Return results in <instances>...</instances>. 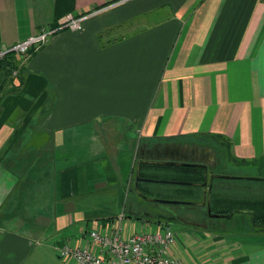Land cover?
I'll list each match as a JSON object with an SVG mask.
<instances>
[{"label": "crops", "instance_id": "1", "mask_svg": "<svg viewBox=\"0 0 264 264\" xmlns=\"http://www.w3.org/2000/svg\"><path fill=\"white\" fill-rule=\"evenodd\" d=\"M69 13H86L78 29L16 54L17 74L0 67V264H79L59 246L91 248L89 231L122 213L123 237L156 230L132 190L141 153H219L221 141L222 166L264 162V0H0V49ZM156 164L152 178L171 174ZM188 185L195 196L182 199L202 200ZM187 210L191 221L172 219L186 228L173 230L171 255L264 264V227L249 210L222 221Z\"/></svg>", "mask_w": 264, "mask_h": 264}, {"label": "built area", "instance_id": "2", "mask_svg": "<svg viewBox=\"0 0 264 264\" xmlns=\"http://www.w3.org/2000/svg\"><path fill=\"white\" fill-rule=\"evenodd\" d=\"M85 17L86 13H69L58 25L44 28L7 50L0 49V58L8 53L26 54L31 48L45 43L58 30L78 29ZM13 72L17 74L16 70ZM124 219L125 215L122 213L111 225L90 230L87 237L91 241V248L73 247L68 242L62 244L58 250L60 257L73 259L79 264H187L170 254L176 238L169 222L159 221L154 231L137 232L123 237Z\"/></svg>", "mask_w": 264, "mask_h": 264}, {"label": "trees", "instance_id": "3", "mask_svg": "<svg viewBox=\"0 0 264 264\" xmlns=\"http://www.w3.org/2000/svg\"><path fill=\"white\" fill-rule=\"evenodd\" d=\"M84 14V13H83ZM34 48H31L29 52L33 51ZM14 53H8L3 58H0V67H3L8 74H12V72L17 69V61L15 59ZM150 163H141L139 168V174L140 176L144 177H152L151 174L146 171V168L149 167ZM156 167H165L169 168L170 175L167 176V178L164 179H170V180H184V181H195V182H202L205 180V171L199 167V166H181V165H165V164H156ZM258 180H264V177H261V179ZM221 181L218 179H215L214 186L211 191V210L213 213H224L229 214L231 211H240V210H249L250 213H252V221L254 225L258 227H264V199H258L257 197H250V196H242V195H229L226 194L224 191L227 189L225 188H219L216 187V184ZM148 181H140L139 182V189L143 191L148 196H151L149 193L150 188L146 185L148 184ZM163 186H172L175 187L174 192L171 191V189L163 188L159 192V195L152 196V197H159L163 195L171 196L169 198H175L177 196V199H182L185 195H188L189 197H194L195 191L190 189H181L180 187H183V184H169V183H162ZM195 188L194 185H188V187ZM177 187V188H176ZM201 187V186H199ZM233 187H229V189H232ZM236 189V188H235ZM134 190L138 196V192L134 188ZM173 190V189H172ZM158 192V191H157ZM187 197V198H189ZM143 198V197H142ZM176 199V198H175ZM188 200H197V199H188ZM192 207L196 209H202L207 211V205L205 206H187ZM233 212V213H234ZM208 215V213H207ZM160 219L159 221H166L169 222V220L175 219L174 216H163L161 214L157 215ZM158 221V222H159Z\"/></svg>", "mask_w": 264, "mask_h": 264}, {"label": "water", "instance_id": "4", "mask_svg": "<svg viewBox=\"0 0 264 264\" xmlns=\"http://www.w3.org/2000/svg\"><path fill=\"white\" fill-rule=\"evenodd\" d=\"M181 147L175 146L171 148L170 146H164L162 148H156L154 152L150 155H142L138 161V169H137V176L135 182V189L138 194L148 201H152L167 211H172L175 208V205L181 204L185 207L187 206H205L207 205V212L208 216L212 217H221V216H230L233 214L234 211H231L229 214H222V213H213L211 210V191H212V183L215 177H222V178H247V179H261V177H238V176H229L225 174H213L211 176L210 184L208 185L207 180L205 179L202 182H195V181H184V180H170V179H160V178H152V177H144L140 176L139 168L141 163H160V164H167V165H181V166H199L207 168V162L201 159H193L188 160L185 155H180ZM195 150V149H194ZM193 150V151H194ZM198 151V150H196ZM179 152V154H178ZM140 181H149V182H163V183H176V184H189V185H198L203 187V197L202 200H188V199H175V198H162V197H152L148 196L143 191L139 189V182ZM137 215L139 216H153V213L147 209H143V211L139 212Z\"/></svg>", "mask_w": 264, "mask_h": 264}, {"label": "rangeland", "instance_id": "5", "mask_svg": "<svg viewBox=\"0 0 264 264\" xmlns=\"http://www.w3.org/2000/svg\"><path fill=\"white\" fill-rule=\"evenodd\" d=\"M217 145V149L219 150V153L224 156L225 153H227V146L225 142H221L218 141L217 143H215ZM234 163V162H233ZM223 174L225 175H229V176H238V177H264V162L262 164H260L257 167H243V166H238L236 164H232V162L228 165H224L221 166L219 169ZM246 181L248 180L247 178H243V179H233V178H224L223 179V183L227 185V189L224 191L226 194L229 195H248L251 197H257L258 199H264V181L262 180H251V184H253L254 186L252 188H250V186H243L242 184L244 183H239L241 181ZM229 185V186H228ZM163 188H168V189H173L172 186H162ZM229 187H233L232 189H229ZM242 187H248V191H242L241 188ZM236 188V189H235ZM134 192V191H133ZM165 198V197H162ZM144 204L154 207V208H158L160 207L159 204H156L152 201H148V200H144L143 202ZM176 208H178L179 210L182 209H189L190 207H185L181 204H177L175 205ZM191 211L193 212V210H196L194 208H190ZM227 218L224 217H219L216 218L217 221H222V220H226ZM138 225H141V223L138 221L137 222ZM156 224H154L155 226ZM169 225L171 227L172 230L174 231H182L186 228V226H184L183 224H179V222H176L174 220H169ZM140 227V226H139ZM185 227V228H184Z\"/></svg>", "mask_w": 264, "mask_h": 264}, {"label": "flooded vegetation", "instance_id": "6", "mask_svg": "<svg viewBox=\"0 0 264 264\" xmlns=\"http://www.w3.org/2000/svg\"><path fill=\"white\" fill-rule=\"evenodd\" d=\"M194 149L185 148V150H183V152H180V155H185L188 158V160L204 159L205 162H207V168H206L207 176L205 175V179L207 180L208 185H209L210 181H211V176L213 174H223L219 169H220V166H222V164L224 163V157L222 154L219 155V153H216L214 151H212L210 153V152H205L203 150L201 151L198 148H194ZM196 150H198V151H196ZM178 154H179V152H178ZM215 179L222 180V177H215L213 179L212 188L215 187L214 186ZM226 186H227L226 184L221 183V182H218L216 184V187H219V188H225ZM142 206L149 208V206L146 204H142ZM131 207L133 208L134 204H131ZM152 208L154 209L153 211H155V213H157V215L162 214V211H164L163 209H161L159 207L158 208L152 207ZM187 211H188L187 209L179 210L178 208H174L172 211H170L168 213L170 216H174L175 218H178L180 220L191 221V219L187 218ZM202 211L205 214L208 213L206 210H202ZM194 222H198V224H200V225L203 224L201 220H196V221L194 220Z\"/></svg>", "mask_w": 264, "mask_h": 264}]
</instances>
